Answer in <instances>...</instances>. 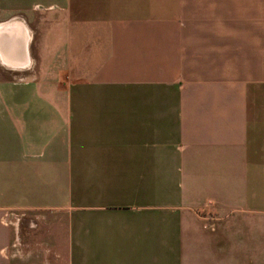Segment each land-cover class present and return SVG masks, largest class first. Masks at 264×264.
<instances>
[{"label":"crops","instance_id":"1","mask_svg":"<svg viewBox=\"0 0 264 264\" xmlns=\"http://www.w3.org/2000/svg\"><path fill=\"white\" fill-rule=\"evenodd\" d=\"M9 24L0 264H264V0H0Z\"/></svg>","mask_w":264,"mask_h":264},{"label":"bare ground","instance_id":"2","mask_svg":"<svg viewBox=\"0 0 264 264\" xmlns=\"http://www.w3.org/2000/svg\"><path fill=\"white\" fill-rule=\"evenodd\" d=\"M14 29H17L19 31V36L22 35L21 29L18 26H14L12 24H9V25L0 27V53H4L3 50H2L4 47L8 51H10L11 46L13 45V42L15 40L17 41L18 37L17 36H13V35L12 36H6V38H2L5 35H8ZM6 33H8V34H6Z\"/></svg>","mask_w":264,"mask_h":264},{"label":"rangeland","instance_id":"3","mask_svg":"<svg viewBox=\"0 0 264 264\" xmlns=\"http://www.w3.org/2000/svg\"><path fill=\"white\" fill-rule=\"evenodd\" d=\"M80 212L83 213V211H80ZM37 222H38V221H36V223H37ZM37 224H38V223H37ZM43 227H44V226L41 227V228H42L41 230H43ZM52 228H53V227H52ZM52 228H51V226H50V227H45V229H52ZM60 228H63V227H60ZM49 260L52 261V259H49ZM53 260H54V259H53Z\"/></svg>","mask_w":264,"mask_h":264}]
</instances>
